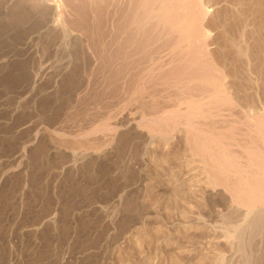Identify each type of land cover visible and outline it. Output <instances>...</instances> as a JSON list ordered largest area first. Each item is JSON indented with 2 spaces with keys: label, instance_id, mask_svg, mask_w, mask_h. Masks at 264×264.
I'll return each instance as SVG.
<instances>
[{
  "label": "rangeland",
  "instance_id": "374dc122",
  "mask_svg": "<svg viewBox=\"0 0 264 264\" xmlns=\"http://www.w3.org/2000/svg\"><path fill=\"white\" fill-rule=\"evenodd\" d=\"M20 9L0 2V264H264V202L240 203L197 146L198 128L222 130L225 174H258L243 109L246 93L264 107V11L208 25L235 95L215 104L167 29L109 62L95 26ZM190 102L212 112L191 123Z\"/></svg>",
  "mask_w": 264,
  "mask_h": 264
},
{
  "label": "bare ground",
  "instance_id": "6f19581e",
  "mask_svg": "<svg viewBox=\"0 0 264 264\" xmlns=\"http://www.w3.org/2000/svg\"><path fill=\"white\" fill-rule=\"evenodd\" d=\"M0 2H1V4L5 5L6 8L7 7H19V9L20 8H22V9L23 8L24 9L25 8H32L33 10L35 9L38 11V14H36V11H34V13L36 14V15H34V17H36V19L39 17L38 18L39 20L41 19L44 21H52V22L63 23V24H66V23L67 24H81V25H85L87 27L95 26V27H93V29H94L93 31L89 30V28H88V31H87L88 35L90 33L93 35V37H92L93 39L98 38V43L95 42L97 39L95 41L93 40V42L98 44L97 46H98L99 55H100V53H103L106 55L108 54L110 56V57L108 56L109 62L112 59H113L112 62H114L115 57L117 58L118 56H120L119 53H123L126 51L129 52L133 48V47H131L132 41H135L136 38L139 37V35H141L140 36L141 41H142V39L143 40L145 39V40H150V42H151V38H152L151 33L154 30L167 29L168 30L167 32L170 33V37L173 34L176 35V38H175L176 43L173 46V48H175L176 50L178 48H181V47L185 48V50H183V48H181L183 53H185L184 51H187V54L189 53L187 56H189L190 58H188L187 56L186 57L189 59V62L192 61V62H190L191 64L194 63L193 64V65H195L194 71H197L195 74L197 75L199 73V75H197V77H200V80L202 82L200 84L197 83L199 85L196 84L197 87H195V88H197L198 91L196 89V91H194V92L198 93L200 91V93L202 92L204 94V93H207L209 90L211 91V88H213L214 90H216V92L212 93V95H211L212 97L211 96L208 97V98L212 99V100L208 99V101L210 100V102H215V104H217V103L219 104V102L230 103L231 101H232L231 103H234L235 102V99H234L235 95L233 97L232 94H231L232 96L227 95V94H229L228 92L225 93L224 90L221 91L222 87L224 85V82L226 85V80H224L225 79V75H224L225 71L222 69V66L220 67L218 62H216V60H214V57H213L214 55H212V51L210 50V47L208 45V41L210 42L209 39H211L210 37L212 36L211 35L212 29L209 30L210 26H208V25H212V24L217 25V23L219 24L221 21H224L225 19L230 21V22H233V23L236 22L237 20H240V22H239V24H240L242 22L241 20H243L245 18L246 11H248L249 9H251V8L256 9L257 13L260 16L264 11V10L262 11V7L264 6L263 5L264 0H1ZM29 11L32 12L31 9ZM256 11H253V12H256ZM32 13H30L31 16H33V14H34V13L33 14ZM248 13L250 15L252 14L251 12H248ZM249 14H247V15H249ZM254 15H255V13H254ZM255 17H253V18L255 19ZM247 20H248V18L245 19L244 21L246 22ZM237 23H238V21H237ZM235 27H237V26L235 25ZM156 32L158 33V31H155V33ZM164 32H165V30L163 31V33ZM159 34L160 33H158V35H156L157 38H158V36H160ZM161 35H163V34H161ZM166 35H168V34H166ZM241 35H243V34H241ZM90 37H91V35H90ZM76 38H77V36H76ZM157 38L155 37V40ZM160 40H159V42H160ZM199 42L201 43V45ZM198 43H199V46H198ZM132 44H134V43H132ZM94 46H92V47H94ZM97 46H96V48L94 47L93 51H95V49L97 50ZM141 48H142V46H141ZM145 50H146V48H145ZM160 50H161V48H160ZM173 51H174V53L177 52L175 50H173ZM135 52L136 51L134 50V53ZM179 52H178L177 57H179L182 54V53L179 54ZM123 54H125V53H123ZM103 57H106V60H107V56L104 55ZM120 57H122V56H120ZM120 57L117 59H120ZM130 57L131 56H129V58ZM102 58H101V60H102ZM123 58H125V57H123ZM99 60H97V61H99ZM104 60L105 59L103 58V61ZM115 61H118V60H115ZM123 61H124V59H123ZM109 62H107V63H109ZM136 62L138 63V60ZM116 65H117V63H116ZM113 67H115V65ZM113 67H112V69H113ZM128 68H130V67H128ZM122 69L123 68H121V70ZM112 71H114V70H112ZM189 72H191V71H189ZM105 73H106V71H105ZM110 73H111V71H110ZM179 73H180V71H179ZM113 74H115V72ZM116 75H117V73H116ZM111 77L112 76H110V80L112 79ZM141 77H142V75L140 76V78ZM183 78H187V77H183ZM141 79H143V78H141ZM112 80L114 81L116 79L113 78ZM185 82H186V80H185ZM110 83L112 84L113 82H110ZM183 85L181 87H184ZM193 85H195V84H193ZM225 85H224V87H225ZM190 86H188V87H190ZM205 86H210L211 88L209 87L207 89V87H205ZM206 89L208 91H206ZM213 89H212V91H213ZM193 90H195V89H193ZM227 90H228V88H227ZM181 93H183V92H181ZM200 93H198V94H200ZM244 98H245L244 101L246 102V105H244V109L243 108L242 109L245 110L246 115L248 116V120L250 121V125H251L250 127H252V129L250 131L251 132L254 131V134H252V135L248 134V132H246L247 134L245 132H243V133H245V136H244L245 137V140H244L245 144L243 145L244 146V153H245V157L248 161V164L250 165L248 167L255 168V170H257L258 174H254L252 176L249 175V176L243 178L242 173L241 174L239 173V174H236V176L234 175L235 179H231V177H228L225 174V172L228 173V171L231 168L238 167V166H237L236 160L232 157L231 154H229L230 153L229 150L228 151L226 150L225 144H227L228 142L225 143V141L227 140L226 139L227 136H224L223 135L224 133L220 129L219 130L223 134H221V132L218 133L216 131L215 132L218 134H215L212 130H211L212 131L211 132L210 129H204V128L201 129L200 128V130H199V128H198V131L200 134L198 136H200V139H199V141L197 140L198 144L196 142H195V144H197V146L201 149V151L205 152L204 154H206V153L209 154L208 159L213 162L212 164H213L214 169L216 168V171L217 170L219 171V173H217V174H219V176L215 175L214 177H216V178L220 177V179L222 178V180H224V182L221 180L223 182V183L221 182V184H224L223 186L226 187L230 191L231 194L232 193H233V195L235 194V196L237 197V200L240 203H243V204L251 203L252 204V202L254 201L256 204V202H264V107L262 106L260 108L259 107L257 108V105H255L254 101H252L251 96L247 93L245 94ZM200 100H202V99H200ZM194 101H196V100H194ZM204 101H206V100H204ZM208 101H206V103ZM190 103H192V104H190ZM190 103H189V105H191V106H189V110L187 109L188 112L185 116V119L187 117V119L191 122V120H194V119L199 120V118L201 119V117H206V116L210 115L209 113L211 110L208 111L207 109H205L204 106L202 105V103H198V102H196V104H193V102H190ZM238 103H240V101ZM213 104L214 103H212V105ZM215 104H214V106H215ZM207 106H209V105H207ZM206 108H208V107H206ZM212 108H213V106H212ZM215 109H216V107H215ZM216 111H218V110L216 109ZM171 113H173V112H171ZM177 113H179V112H177ZM215 114H217V113H215ZM165 118H166V116H165ZM182 118H184V117H182ZM207 118H205V119H207ZM189 121H188V124L190 123ZM193 122L194 121H192L191 123H193ZM185 123H187V122H185ZM188 124H186V125H188ZM195 124H196V122H195ZM195 124H193V126H195V131H196L197 130L196 129L197 124L196 125ZM248 126H249V124H248ZM191 128H193V127H191ZM248 128H247V130H248ZM214 129L215 128H213V130ZM196 137L197 136H194L195 140L198 139V137L197 138ZM199 148H198V151H199ZM219 149H221V151ZM241 170L244 171V169H241ZM215 174H216V172H215ZM217 183H220V180Z\"/></svg>",
  "mask_w": 264,
  "mask_h": 264
}]
</instances>
